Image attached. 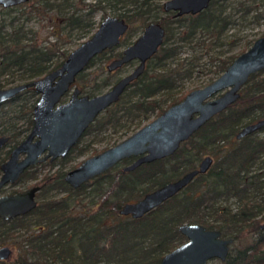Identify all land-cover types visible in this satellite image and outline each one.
Segmentation results:
<instances>
[{"label": "trees", "instance_id": "trees-1", "mask_svg": "<svg viewBox=\"0 0 264 264\" xmlns=\"http://www.w3.org/2000/svg\"><path fill=\"white\" fill-rule=\"evenodd\" d=\"M91 1L59 0V5L54 6L47 0H28L16 8H0V13L6 16L12 10L28 6L29 14H25L24 19H29L32 14L48 18L49 35L54 37L53 42L40 46L35 40L36 34L18 22L20 17L9 21L0 19V74L10 72L13 76L18 73L20 83L17 85L32 82L58 68L67 57L61 53L62 61L51 63L58 52L59 41L69 39L74 33L77 39L89 38L98 27L93 14L102 8V4L131 6L113 16L128 25L117 47L131 44L134 29L141 32L149 23L156 22L164 29L163 42L146 62L143 73L125 89L115 104L88 126L81 138L107 127L123 126L124 121L137 123L134 132L141 127L143 120L155 118L182 100L186 94L163 106L177 81L190 77L193 69L198 67L194 58L174 64L182 48L180 44H189L207 35L209 44L215 45L229 27L238 25L237 20L234 22L224 14L227 0H212L200 13L180 17L164 13L161 5L153 7L150 0ZM240 5L243 7L244 2ZM50 11L61 18V23L53 22ZM244 11L247 13L249 6ZM113 50L95 56L76 76L74 87L81 94L98 95L118 80L111 78L112 73L103 67L93 78L85 74L96 62L119 57L120 52L112 54ZM234 58H215L214 69L210 72L213 77L209 82L218 77ZM0 89H4L1 84ZM157 95L162 98L156 99ZM36 101V94L29 88L3 104L6 108L0 107V136L8 137V149L0 151V163L6 159L9 149L29 132L31 110ZM261 119H264V69L250 75L240 89L239 98L206 122L167 158L141 164L124 173L121 167L130 164L133 158L122 160L118 166L75 190L63 182L66 172H58L51 182V177L44 176L35 200L48 190L76 195L93 186L98 201L90 208L81 207V210H73L65 199L36 201V207L30 213L6 221L0 219V247L16 251L13 259L0 261V264H159L164 254L185 241L177 231L183 223L217 230L222 238L232 239V244L243 241L237 255L231 258L228 253L224 264H264V230L259 229L257 222L258 218L264 219V134L261 135L264 126L240 140L235 139L243 126ZM77 144L66 157L77 149ZM206 156L212 159L208 170L195 176L178 194L140 219L118 215L122 205L135 202L144 194L196 169ZM63 160L45 161L29 168L18 183L33 179L40 167H52ZM231 200L234 207L229 203ZM73 243L75 245L71 246Z\"/></svg>", "mask_w": 264, "mask_h": 264}, {"label": "water", "instance_id": "water-1", "mask_svg": "<svg viewBox=\"0 0 264 264\" xmlns=\"http://www.w3.org/2000/svg\"><path fill=\"white\" fill-rule=\"evenodd\" d=\"M211 1L166 0L161 7L164 13L172 12L175 17H180L200 13ZM25 2L27 0H0V7L6 9ZM127 28L124 20L107 16L89 38L67 55L58 68L32 82L0 89V106L29 88L37 95L31 111L32 127L28 135L11 150L7 161L0 166V189L6 184L15 183L21 173L31 166L65 158L88 126L115 104L125 89L143 73L146 62L163 42L165 32L158 23L148 24L137 39L120 52L118 58L105 66V70L110 73L131 61L137 62L132 71L120 77L107 91L89 97L74 87L76 76L89 61L115 48ZM263 69L264 36H261L235 57L218 77L202 88L189 91L182 100L169 106L125 139L84 159L64 174L63 182L75 190L122 160L133 158L130 164L121 169L124 173L141 164L171 156L182 142L232 105L239 98L240 89L249 76ZM67 93V101L60 103ZM263 126L264 119L245 125L236 133L235 139L253 134ZM6 141L5 137L0 138V148ZM211 163L210 157H204L196 169L144 194L135 202L122 205L118 215L140 219L178 194L195 176L204 174ZM38 191L39 186H33L23 192L0 196V219L6 221L30 213L36 207L35 196ZM259 229L264 230V219ZM177 231L185 241L164 254L159 264H207L211 260H226L233 240L222 238L219 231L187 223L178 226ZM10 255V248L0 247V261L8 260Z\"/></svg>", "mask_w": 264, "mask_h": 264}, {"label": "rangeland", "instance_id": "rangeland-1", "mask_svg": "<svg viewBox=\"0 0 264 264\" xmlns=\"http://www.w3.org/2000/svg\"><path fill=\"white\" fill-rule=\"evenodd\" d=\"M126 2L127 0H122ZM166 0H150L149 3L154 7L156 5H162L163 2ZM48 4L50 5H59V0H47ZM91 0H85V3H91ZM244 2L243 7H241L240 3ZM249 11L247 13H244L245 9H248ZM130 5H126L124 3H118L115 6L111 4H102V8L96 10V12L93 14V21L96 24H99L105 17L121 14L125 12L126 9H130ZM225 16L228 17V19L232 21H238V25L229 27L223 35L219 39V43L215 45H210L208 37L201 36L197 40H193L194 42L189 44H180L182 48L179 50V53L176 57V60L174 64L180 63L182 59H188L193 60L196 62L197 68L193 69L192 74L188 78H182L181 80L177 81L176 87L170 92L169 98L166 99L165 105H167L171 99H176L181 95L187 94L189 91L202 88L206 84L209 83V78L213 77L212 73H210L213 69L215 64L214 60L218 57H228L233 56L237 57L241 53H243L245 50H247L250 45L253 43L255 39L258 37H261L264 35V0H227L225 2V8H224ZM29 8L28 6L17 8L15 10H12L9 12L6 16L4 13H0V19L5 18L6 21H9L10 18L13 17H20L18 19L19 23H22L23 26L27 29L32 31V33L36 34V42L40 46H45L47 42H53L54 37L49 35L50 26L47 25L49 22L48 18L46 17H36L35 15H30L31 17L29 19H24L26 15H28ZM244 11V12H243ZM24 12L22 16H20V13ZM26 14V15H25ZM48 14V13H47ZM49 14H52L53 22L55 24L61 23V18H58L55 15L54 11H50ZM158 15H162L158 13ZM242 16V18H240ZM258 18H256V17ZM47 25V26H46ZM175 26V25H173ZM137 28V26H136ZM134 37L130 39V41H133L139 34L140 31L138 29H134ZM86 40V39H85ZM84 40L77 39L76 34L71 35L68 39H63L62 41H59L58 46V52L56 54V57L52 59L51 63L54 62H60L62 61V57L59 55L61 53L68 55L72 50H74L81 42ZM227 42V43H226ZM123 48L118 47L113 50L112 54H116L117 52H120ZM108 59L104 62V60L96 62L93 66H91L89 69L85 71V74L88 75L89 78H93L95 76H98L100 74L101 69L112 60ZM101 62V63H100ZM137 64L131 63L124 69H121V71H116L112 73L113 79H119L120 77L126 75L129 73ZM173 66V65H172ZM12 71V70H11ZM101 76H104L101 74ZM19 74L13 73V76L10 74V72L6 74H0V84L4 88H8L14 85H17L19 80ZM13 80V81H12ZM12 81V82H11ZM12 83V84H11ZM16 83V84H14ZM76 86V85H74ZM110 87V86H109ZM107 87L102 92H105L109 89ZM101 92V93H102ZM84 95V94H83ZM37 96V95H36ZM69 97V93L65 94V96L62 97L60 100V103H64L67 101ZM156 99H160V95L155 96ZM3 109L6 108V106L2 105ZM0 106V107H2ZM9 108L7 107L6 110ZM153 118L150 117L148 119H145L141 122V127L148 123ZM123 126L119 127H107L104 131H101L99 133L93 132L85 135L81 138L80 142L77 144V149L73 151L68 157H65L64 160L59 163L56 162L53 164L52 167L49 165H44L43 167H40L37 172L36 176L33 179H27L24 182H21L13 187H7L4 189L3 194H8L11 192H21L25 191L30 187L38 186L40 185L42 178L44 176L51 177V181L54 180L56 174L58 172H67L71 170L72 168L79 165L84 159L89 158L104 149H107L114 143H118L121 140L125 139L127 136L133 133V130L136 127V122L130 123L128 121H124ZM140 128V127H139ZM138 128V129H139ZM136 131V130H135ZM134 131V132H135ZM262 133L261 135H263ZM93 186H88L79 194H67L62 192H55L53 190H48L44 193V195L41 196V198L36 197L37 203L40 201L48 200V201H56L60 199H65L66 203L72 207L74 210H81V207L83 208H90L95 202L98 201L97 193L95 190L93 191ZM231 203V206H235V203L233 200L229 201ZM33 221V218L31 219ZM263 219L258 218L257 222L258 224L262 223ZM247 241V239H245ZM75 245L74 243L71 245ZM244 245V242H234L230 246L229 254L230 257H235L238 253V250L242 248ZM16 251L11 249V255L9 257V260L13 259L15 256ZM225 262V261H224ZM224 262H219L218 260H211L208 261L207 264H224ZM105 264V263H100ZM108 264V263H106Z\"/></svg>", "mask_w": 264, "mask_h": 264}, {"label": "flooded vegetation", "instance_id": "flooded-vegetation-1", "mask_svg": "<svg viewBox=\"0 0 264 264\" xmlns=\"http://www.w3.org/2000/svg\"><path fill=\"white\" fill-rule=\"evenodd\" d=\"M27 2H28V0H27ZM27 2H25V3H27ZM25 3H23V4H25ZM23 4H19V5H17V6H13V7H10V8H16V7L21 6V5H23ZM0 8H1V9H4V8H2V7H0ZM10 8H6V9H10ZM170 13H172V12H170ZM173 14H174V13H173ZM174 17H175V16H174ZM154 23H156V22H154ZM149 24H150V23H149ZM98 25H99V24H98ZM147 25H148V24H147ZM147 25H146V26H147ZM146 26H145V27H146ZM145 27H144V28H145ZM144 28H143V29H144ZM127 29H128V28H127ZM143 29H142V31H143ZM126 31H127V30H126ZM142 31H141V32H142ZM141 32H140V34H141ZM125 33H126V32H125ZM140 34H139V35H140ZM139 35H138V36H139ZM123 36H124V35H123ZM123 36H122V37H123ZM138 36H137V37H138ZM122 37H121V38H122ZM137 37L131 42V44L137 39ZM120 40H121V39H120ZM131 44H129V45H131ZM129 45H127V46H129ZM117 46H118V45H117ZM117 46H116L115 48H112V49H116V48H118ZM127 46H126V47H127ZM126 47H124V48H126ZM124 48H123V49H124ZM123 49H122V50H123ZM110 50H111V49H110ZM122 50H121V51H122ZM121 51H120V52H121ZM119 56H120V55H119ZM117 58H118V57H117ZM114 59H116V58H114ZM112 60H113V59H112ZM129 63H136V64H137L136 61H131V62H129ZM129 63H128V64H129ZM128 64H126V65H128ZM126 65H124V66H126ZM122 67H123V66H122ZM122 67H121V68H122ZM121 68H119V69H121ZM133 69H134V68H133ZM133 69H132V70H133ZM117 70H118V69H117ZM132 70H131V71H132ZM105 71H106V70H105ZM115 71H116V70H115ZM115 71H113V72H115ZM106 72H107V71H106ZM113 72H110V73H113ZM108 73H109V72H108ZM1 106H2V105H1ZM31 111H32V110H31ZM31 117H32V114H31ZM31 127H32V126H31ZM30 129H31V128H30ZM29 131H30V130H29ZM28 133H29V132H28ZM28 133L26 134V136L28 135ZM26 136H25V137H26ZM1 137H5V138L7 139V141H6V143L4 144V146H3L2 148H0V151L7 150L8 148L6 147V144H7V142H8V137H7V136H0V138H1ZM25 137H24V138H25ZM24 138H23V139H24ZM23 139H22V140H23ZM22 140H21V141H22ZM21 141H20V142H21ZM20 142H19V143H20ZM19 143H18V144H19ZM18 144H17V145H18ZM17 145H16V146H17ZM16 146H14L13 148L9 149V152H8V155H7L6 159H5L2 163H0V166H1L5 161H7V159H8V157H9V154H10L11 150L14 149ZM63 159H64V158H63ZM57 160H58V159H57ZM59 160H60V159H59ZM38 165H39V164H38ZM35 166H37V165H35ZM116 166H118V164H117ZM32 167H34V166H31V167H29V168H32ZM123 167H124V166H122L121 169H122ZM29 168H27L26 170H28ZM74 168H75V167H74ZM113 168H114V167H113ZM72 169H73V168H72ZM26 170H24V171L21 173V175H22ZM121 172H122V171H121ZM1 174H2V172L0 171V177H1ZM21 175L19 176V178L16 180L15 183H13V184H6L4 187H2V188L0 189V196H3V195H12V194L16 193V192H11V193H8V194H3V191H4V189L7 188V187H13V186L19 184L18 181H19V179L21 178ZM38 186H39V185H38ZM39 187H40V186H39ZM30 188H31V187H30ZM28 189H29V188H28ZM21 192H23V191H21ZM184 240H185V239H184Z\"/></svg>", "mask_w": 264, "mask_h": 264}]
</instances>
